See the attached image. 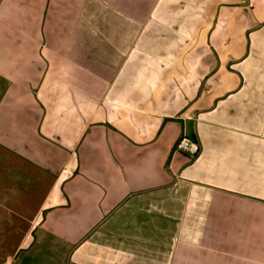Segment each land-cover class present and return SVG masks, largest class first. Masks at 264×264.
Returning a JSON list of instances; mask_svg holds the SVG:
<instances>
[{"label": "crops", "instance_id": "1", "mask_svg": "<svg viewBox=\"0 0 264 264\" xmlns=\"http://www.w3.org/2000/svg\"><path fill=\"white\" fill-rule=\"evenodd\" d=\"M0 264H264V0H0Z\"/></svg>", "mask_w": 264, "mask_h": 264}, {"label": "built area", "instance_id": "2", "mask_svg": "<svg viewBox=\"0 0 264 264\" xmlns=\"http://www.w3.org/2000/svg\"><path fill=\"white\" fill-rule=\"evenodd\" d=\"M174 151L193 156L198 153V145L188 138H181L175 145Z\"/></svg>", "mask_w": 264, "mask_h": 264}]
</instances>
